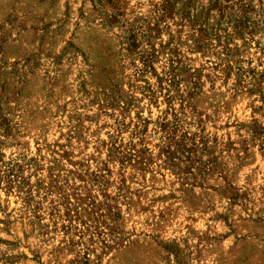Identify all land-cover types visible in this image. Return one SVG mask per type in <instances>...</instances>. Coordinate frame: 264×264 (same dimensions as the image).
Instances as JSON below:
<instances>
[{"label": "rangeland", "instance_id": "374dc122", "mask_svg": "<svg viewBox=\"0 0 264 264\" xmlns=\"http://www.w3.org/2000/svg\"><path fill=\"white\" fill-rule=\"evenodd\" d=\"M0 264H264V0H0Z\"/></svg>", "mask_w": 264, "mask_h": 264}]
</instances>
